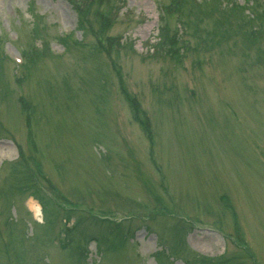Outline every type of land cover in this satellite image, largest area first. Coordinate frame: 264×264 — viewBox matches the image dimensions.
<instances>
[{
  "label": "rangeland",
  "instance_id": "374dc122",
  "mask_svg": "<svg viewBox=\"0 0 264 264\" xmlns=\"http://www.w3.org/2000/svg\"><path fill=\"white\" fill-rule=\"evenodd\" d=\"M0 264H264V0H0Z\"/></svg>",
  "mask_w": 264,
  "mask_h": 264
},
{
  "label": "trees",
  "instance_id": "16d2710c",
  "mask_svg": "<svg viewBox=\"0 0 264 264\" xmlns=\"http://www.w3.org/2000/svg\"><path fill=\"white\" fill-rule=\"evenodd\" d=\"M73 6L76 7V3H73ZM160 44H161V46L159 45L160 47L165 46V49H166V50H169V47H168L167 45H164V44H162V43H160ZM141 123H142L141 126L144 127L146 130H148V125H146L145 122H144L143 120L141 121ZM147 124H148V123H147Z\"/></svg>",
  "mask_w": 264,
  "mask_h": 264
}]
</instances>
